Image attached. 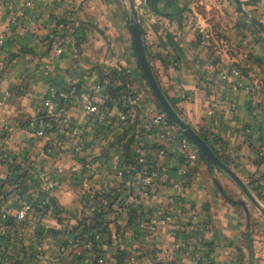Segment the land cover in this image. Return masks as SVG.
<instances>
[{
    "label": "crops",
    "instance_id": "1",
    "mask_svg": "<svg viewBox=\"0 0 264 264\" xmlns=\"http://www.w3.org/2000/svg\"><path fill=\"white\" fill-rule=\"evenodd\" d=\"M134 18L177 115L207 134L252 195L204 159L185 185L163 187L164 196L177 192L203 210L205 223L188 246L197 238L200 258L180 255L179 242L188 240L180 226L146 235L129 211L156 203L134 192L126 197L117 175V156L159 107L139 65ZM53 34L65 39L60 55ZM126 68L148 95L132 112L135 124L120 121L117 95L101 104L105 120L82 109L83 89ZM239 82L254 85V92ZM53 93L59 110L50 117L43 105ZM45 125L52 129L39 135ZM75 125L84 128L82 135L73 132ZM182 162L174 148L163 166L175 175ZM23 167L56 173L59 207L19 225L14 248L25 256L14 264H264V0H0V187ZM89 221L97 225L82 232ZM95 232L99 263L87 261L92 251L85 235ZM36 237L46 238V249L29 253ZM6 250L0 247V257Z\"/></svg>",
    "mask_w": 264,
    "mask_h": 264
},
{
    "label": "built area",
    "instance_id": "2",
    "mask_svg": "<svg viewBox=\"0 0 264 264\" xmlns=\"http://www.w3.org/2000/svg\"><path fill=\"white\" fill-rule=\"evenodd\" d=\"M10 5L14 0H6ZM23 14V11L21 12ZM52 44L55 54L60 55L65 50V39L61 34L52 35ZM213 68L214 64L207 65ZM231 71L240 74L238 66L233 65ZM123 73H118L119 78L111 81L107 75L103 81L90 84L86 89L80 92L81 106L89 114L97 115L101 120H105L106 115L101 112V104L109 97H112L110 90L112 87L123 85V74L126 77V86L119 90L117 100L120 108L119 119L125 125L131 126L136 123L133 120V111L137 105L147 98L144 89L134 85L132 78V69H122ZM248 92H254L255 86L239 82ZM149 90L152 91L151 87ZM153 93V91L151 92ZM64 95V93H62ZM61 94V95H62ZM155 99V96L152 95ZM45 113L52 117L59 110V103L56 100V94L46 96L44 100ZM208 114L214 118L216 108L210 107ZM215 121L213 120L209 131L210 138L213 136ZM39 135L45 134V129L37 130ZM73 132L78 135L84 133V128L75 125ZM127 141V150L118 155L117 175L121 178L123 185L128 189V194L136 193L140 197L150 198L155 201V205L142 207L133 205V219L137 225L148 236L156 234L160 226L173 225L180 226L188 234L186 241L179 242L178 250L181 256L195 255L201 257L203 245L196 242L195 247L189 248L194 234L200 231L205 223L204 212L202 209L188 205L181 194L172 192L163 195V187H181L186 184L194 175V167L201 159L200 147L195 143L178 124L170 120V115L161 107L156 108L152 115L137 125L136 131L131 134ZM176 149L183 162L176 168V174L163 166V162L170 156L171 149ZM24 173V176L12 187L11 193H3L0 196V247L7 249L0 257V264H14L16 260L24 258V252L15 253L16 231H19V225L26 220L32 219L36 215L54 212L58 209V203L54 196V190L57 186L56 173H48L44 169H32L23 167V169H14L12 174ZM165 197V203H160V199ZM48 235V233H46ZM82 234V232L80 233ZM79 234V235H80ZM90 235H93L91 238ZM85 235L88 240L87 246L94 250L101 258L100 235L91 233ZM38 237V235L36 234ZM35 238V249L32 251H44L46 249V238ZM73 240H70L72 242ZM102 264H110L101 261ZM157 264H172L167 260H161Z\"/></svg>",
    "mask_w": 264,
    "mask_h": 264
},
{
    "label": "water",
    "instance_id": "3",
    "mask_svg": "<svg viewBox=\"0 0 264 264\" xmlns=\"http://www.w3.org/2000/svg\"><path fill=\"white\" fill-rule=\"evenodd\" d=\"M133 25V34L136 45V50L139 56V60L141 62V67L143 72L146 74L149 85L154 92L155 96L159 100V102L163 105L164 109L170 115V117L174 120L176 124L180 126V128L201 148V150L207 156V160L209 163H213L223 170L228 172L242 187L247 193L252 197L249 192V189L246 183L241 179V177L232 169V167L224 160L218 153L213 149V147L208 143V141L194 128L190 123L182 120L176 113L174 107L171 102L163 92L160 83L158 82L155 73L150 65V62L146 56L142 37L140 24L137 18L132 20Z\"/></svg>",
    "mask_w": 264,
    "mask_h": 264
},
{
    "label": "trees",
    "instance_id": "4",
    "mask_svg": "<svg viewBox=\"0 0 264 264\" xmlns=\"http://www.w3.org/2000/svg\"><path fill=\"white\" fill-rule=\"evenodd\" d=\"M139 61V65H140V67H141V62H140V60H138ZM118 73H123L122 72V70H119V71H115L114 73H113V75L111 76V81L113 82V81H115V80H117L118 78H119V75H118ZM143 75H144V73H143ZM145 76V75H144ZM157 78V77H156ZM122 80H123V85H121V86H117V87H112V89L110 90V92H111V95H118V93H119V90L122 88V87H125L126 86V77L124 76V74H123V78H122ZM158 80V79H157ZM159 82V81H158ZM147 84L149 85V83L147 82ZM150 86V85H149ZM155 99H156V101H157V103H158V105H160V103H159V100L155 97ZM161 106V105H160ZM162 108V107H161ZM170 120L172 121V122H174V120L170 117ZM175 123V122H174ZM200 134L208 141V143H210V140H209V138H208V136H207V134L206 133H204V132H202V131H200ZM211 144V143H210ZM211 146L214 148V146L211 144ZM214 150H216L215 148H214ZM200 153H201V159H204V160H207V156L205 155V153L201 150V148H200ZM223 159V158H222ZM208 161V160H207ZM212 164V166L214 165L213 163H211ZM20 175H21V177H23L24 176V173L22 174V173H20ZM130 213H131V216H132V218H133V215H132V210H130L129 211ZM97 225V223H93V222H87V223H85V225H84V231H82V232H89L90 231V229L92 228V227H95ZM90 235V234H89ZM91 236V235H90ZM91 238H93L92 236H91Z\"/></svg>",
    "mask_w": 264,
    "mask_h": 264
},
{
    "label": "rangeland",
    "instance_id": "5",
    "mask_svg": "<svg viewBox=\"0 0 264 264\" xmlns=\"http://www.w3.org/2000/svg\"><path fill=\"white\" fill-rule=\"evenodd\" d=\"M143 70V69H142ZM144 73V72H143ZM145 75V76H144ZM144 75H143V77L145 78V81L146 82H148V79H147V76H146V74L144 73ZM149 83V82H148ZM152 92V91H151ZM153 95L155 96V94H154V92H153ZM156 97V96H155ZM157 98V97H156ZM160 103V102H159ZM161 105V106H160ZM160 105H158L159 107H162L163 109H164V107H163V105L160 103ZM165 110V109H164ZM42 128H44L45 129V134L46 133H48L51 129H52V127H49V125H45V126H43ZM44 134V135H45ZM17 169V168H16ZM23 169V168H22ZM18 170L20 171V169L18 168ZM19 173V172H18ZM4 177V176H3ZM21 178V175H20V173L19 174H16L15 175V177L13 176L12 177V179H11V182L10 183H7L4 187L3 186H1L0 187V196L4 193H11L12 192V185L13 184H15L17 181H19V179ZM36 216H38V215H36ZM39 218V217H38ZM38 223H39V225H38V227H37V229L39 228V230L41 231H44L45 230V226H44V224H41V222L40 221H38ZM23 227H27L28 225H22ZM39 230H37V232L39 233L40 231ZM20 231L23 233V230H21L20 229ZM23 243V242H22ZM25 246V245H24ZM92 251V254L91 255H89V257H88V259H87V261L88 260H90L92 263H99V260H98V256L94 253V250H91ZM86 261V262H87ZM141 264H144V263H141Z\"/></svg>",
    "mask_w": 264,
    "mask_h": 264
}]
</instances>
